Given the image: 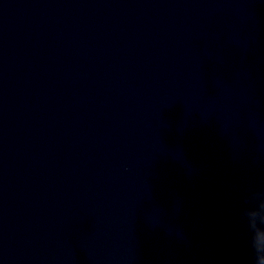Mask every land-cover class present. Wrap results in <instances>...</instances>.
I'll use <instances>...</instances> for the list:
<instances>
[{
  "label": "water",
  "instance_id": "95a60500",
  "mask_svg": "<svg viewBox=\"0 0 264 264\" xmlns=\"http://www.w3.org/2000/svg\"><path fill=\"white\" fill-rule=\"evenodd\" d=\"M264 0H0V264H256Z\"/></svg>",
  "mask_w": 264,
  "mask_h": 264
},
{
  "label": "clouds",
  "instance_id": "9594fccd",
  "mask_svg": "<svg viewBox=\"0 0 264 264\" xmlns=\"http://www.w3.org/2000/svg\"><path fill=\"white\" fill-rule=\"evenodd\" d=\"M251 199L255 206L245 213L250 218V227H264V193H253ZM256 264H264V255L257 256Z\"/></svg>",
  "mask_w": 264,
  "mask_h": 264
}]
</instances>
